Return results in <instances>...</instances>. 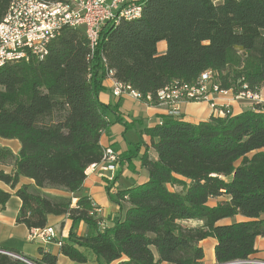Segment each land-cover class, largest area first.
I'll return each instance as SVG.
<instances>
[{"label": "trees", "instance_id": "16d2710c", "mask_svg": "<svg viewBox=\"0 0 264 264\" xmlns=\"http://www.w3.org/2000/svg\"><path fill=\"white\" fill-rule=\"evenodd\" d=\"M11 1L0 0V21ZM138 4L140 17L103 25L93 49L83 28H63L42 60L30 57L0 68V138L20 144L17 154L0 146V183L21 202L16 223L37 230L48 216L66 215L72 222L69 244L59 252L76 263L86 262L81 249H87L97 264H202L199 243L207 238L216 242V264L250 258L255 239L264 235V104L236 115L223 110L224 116L198 124L162 116L143 128L149 147L139 155L140 145L129 144L118 163L140 161L147 181L109 196L120 215L108 227L95 218L87 196H75L85 171L103 159L102 133L113 123L125 131L140 124L120 120L118 104L100 103L110 73L140 94L141 102L151 97V106L171 82L193 85L208 71L220 90L234 95L264 90V0ZM160 42L163 54L156 49ZM21 177L33 183L17 187ZM10 197L0 189V206ZM235 216L245 220L219 224ZM186 220L202 225H181ZM80 222L88 232L78 237ZM39 255L22 258L56 263L43 250ZM0 264L28 263L0 253Z\"/></svg>", "mask_w": 264, "mask_h": 264}, {"label": "crops", "instance_id": "0c3cea01", "mask_svg": "<svg viewBox=\"0 0 264 264\" xmlns=\"http://www.w3.org/2000/svg\"><path fill=\"white\" fill-rule=\"evenodd\" d=\"M214 3H219L221 0H213ZM158 54H163L166 50V45L163 42L157 44ZM115 79L109 76L103 80L102 86L105 91L99 94V101L104 105L118 104V115L120 120L128 124L132 121H140L139 125L132 126L127 131L121 123H113L108 130L104 131L100 137V146L102 149L111 148L119 157H121L129 148V144H139V155L143 154L150 145V139L142 135L140 131L145 127H152L165 116V107L161 105L148 106L145 103L132 98L129 95H121L114 97L111 93ZM260 95L264 96V90H258ZM256 105L249 101L239 100L235 95L228 91L226 94H211L207 101L200 102H183L178 104L180 111V119L191 124H198L207 121L211 116H224L222 111L228 110L231 114H241L246 110H253ZM109 120L114 122V116L110 115ZM0 146L8 148L13 154H17L20 150V144L17 140H6L0 138ZM264 151V149H263ZM148 155L150 159H155V153L149 149ZM96 167V166H94ZM94 167L85 171V181L78 195L87 196L91 204L95 207V218L100 219L105 227H108L112 222L119 217V206L110 199L117 191L127 190L136 185H140L147 181V174L140 166V161L132 160L129 164L123 161L118 163L117 168L110 174L103 171H91ZM6 172L11 171V167H5ZM113 175V180L108 181ZM31 180L26 178L19 179L17 187L23 184H32ZM0 189L10 192L11 197L4 207L0 206V250L12 251L18 256H23L28 259H40L39 250L49 253L56 257L55 264H97L93 254L87 249H81L86 256V262L76 263L70 261L67 257L59 252L60 245L69 244V232L71 231L72 222L66 215L48 216L45 228H51L54 233V238L51 241H44L40 238H32V229L26 228L22 224L16 223V217L20 209L21 202L15 196V190H11L7 185L0 183ZM44 192L56 196H71L63 191L44 190ZM72 197V205L75 204L76 198ZM225 199V198H224ZM217 200V199H216ZM216 200L210 201V204L216 203ZM264 217V215H263ZM240 216H235L231 219H225L219 224H231L234 222L244 221ZM181 225L189 228L200 227L201 221L186 220L181 221ZM75 234L78 237L84 236L87 232V226L80 222ZM216 242L212 238H207L199 243L203 250L202 264H216L214 257V247ZM255 253L250 257L254 259L264 260V235L257 237L254 243Z\"/></svg>", "mask_w": 264, "mask_h": 264}, {"label": "built area", "instance_id": "2783aa9c", "mask_svg": "<svg viewBox=\"0 0 264 264\" xmlns=\"http://www.w3.org/2000/svg\"><path fill=\"white\" fill-rule=\"evenodd\" d=\"M137 3L138 0H55L52 3L40 4V0H24L22 3H15L12 0V6H9V25L5 35L0 36V68L9 61H27L30 57L38 60L42 50L48 49L49 43L63 28H83L87 39L92 40L96 46L100 28L105 24H115V18H124L125 12L135 13ZM127 92V85L116 86L113 83L111 93L114 97L129 95L142 101L140 94ZM227 92L218 88L214 83L213 73L208 71V74H200L196 84L193 85H183L178 81L171 82L168 91L165 94H158L155 101L156 105L165 107V116L178 118L180 117L178 104L207 101L211 94ZM235 98L255 104L264 101V96L259 95V91H256L255 95H245V91H242L235 95ZM145 100L150 102L151 97L146 96ZM118 161L117 153L111 148H105L103 159L91 171L98 170L113 174ZM110 176L109 182L113 180V175ZM31 237L51 241L54 233L51 228L32 229ZM0 253L10 257L17 256L5 250H0ZM225 264H264V260L247 258Z\"/></svg>", "mask_w": 264, "mask_h": 264}, {"label": "bare ground", "instance_id": "6f19581e", "mask_svg": "<svg viewBox=\"0 0 264 264\" xmlns=\"http://www.w3.org/2000/svg\"><path fill=\"white\" fill-rule=\"evenodd\" d=\"M15 3H22L24 2V0H14ZM48 3H52V2H44L42 0H40V4H48ZM9 6H12V1L10 2ZM9 6L7 8V11L4 15V17L2 18V20L0 21V36H4L5 35V32L7 30V26L9 25V21H10V9H9ZM139 4L137 3V8H136V12L135 13H124V18H115V24H117L119 21L121 20H125L126 21H131L133 19H136L138 17H140V13H141V8H139ZM113 24V25H115ZM89 43H90V49H93L95 44H93V41L92 40H88ZM48 50L47 49H44V51L42 50V54L39 55L38 57V60H42L48 53ZM13 62H16V61H9L8 63H13ZM203 74H208V72H205ZM116 86H126V85H123V84H119V83H116ZM168 88L169 87H166V88H163L161 90H159L157 93H156V97H158V94H165L167 91H168ZM127 93L128 94H137V92L133 91L129 86H127ZM245 95H255V92H250V91H245ZM260 95V93H259Z\"/></svg>", "mask_w": 264, "mask_h": 264}, {"label": "water", "instance_id": "95a60500", "mask_svg": "<svg viewBox=\"0 0 264 264\" xmlns=\"http://www.w3.org/2000/svg\"><path fill=\"white\" fill-rule=\"evenodd\" d=\"M13 258H15V259H19V260H22L23 262H24V260L23 259H20V257H18V256H15V257H13ZM28 264H32L31 262H28V261H26Z\"/></svg>", "mask_w": 264, "mask_h": 264}, {"label": "rangeland", "instance_id": "374dc122", "mask_svg": "<svg viewBox=\"0 0 264 264\" xmlns=\"http://www.w3.org/2000/svg\"><path fill=\"white\" fill-rule=\"evenodd\" d=\"M262 95V94H261ZM262 104H264V101L261 103V104H259V105H262Z\"/></svg>", "mask_w": 264, "mask_h": 264}]
</instances>
